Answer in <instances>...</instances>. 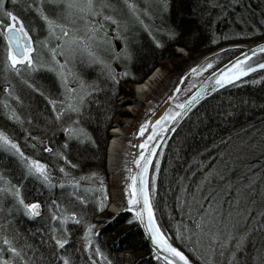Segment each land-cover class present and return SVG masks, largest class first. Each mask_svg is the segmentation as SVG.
I'll return each mask as SVG.
<instances>
[{"label": "trees", "instance_id": "trees-1", "mask_svg": "<svg viewBox=\"0 0 264 264\" xmlns=\"http://www.w3.org/2000/svg\"><path fill=\"white\" fill-rule=\"evenodd\" d=\"M19 1L4 0L3 8L0 9V133L18 145V149L12 148L0 138V264H4L5 261L9 264H64L65 258L68 264H123L124 253L128 250L134 254L130 264H167L161 259L151 262V257L155 253L148 248L136 225L130 228L119 225V228L112 230L114 232L112 234L95 235V228L100 221L97 222V219L99 217L105 219L109 201L108 193L103 190L107 179L105 160L108 132L114 118L126 116L120 112L117 98L131 96L135 83L141 82L160 63L166 62V67L170 69L169 74L174 72L178 75L179 70H187L203 54L231 41L233 43L240 41L214 38L213 17L209 13L210 8L213 10L210 0H177L175 5L170 6V11L165 12L163 19L170 16L176 18L173 17L172 24L167 25L166 30H158L160 31L158 35L165 44L162 48L154 47L149 41H145L147 38L141 40L143 42L139 44V40L130 42L128 39V45L125 42L131 55L134 56V60L129 64L131 74L126 75L124 70L119 74L115 72L107 75L103 71L104 74L96 80L85 82L89 77L86 75L87 71L83 65L73 64L74 71H69V75L75 74L77 80H82L96 89L89 87L88 92L91 95L88 94L85 103L81 104L82 112L74 113L68 109L66 102L70 93L71 95L75 93L69 92L70 83L64 81L62 76H55L54 72L42 66L44 55L40 54L41 47L37 46L33 53L34 69H29L30 66L26 68V65H18L17 72L10 65L8 45L4 37L6 25L10 21L4 15V11H12L22 19L25 26H28L29 21L33 29L29 28L28 32L33 42L37 44L41 39L48 37L44 16L53 19L49 15L51 10L49 14L46 10L42 13L43 8L40 6L43 0H21L26 1L25 8L31 6L36 8L35 14L29 11L24 13L20 9L23 5L18 4ZM186 7L194 11V16H187L188 11L184 9ZM261 12L264 15V8L258 9V14ZM185 14L186 18L181 19L180 15ZM31 17L37 18L39 30H35L36 22L35 20L32 22ZM242 19L247 25L259 27L258 33L248 36L250 43L264 38V21L259 23L254 17L244 16ZM156 20L157 24L160 23L158 19ZM55 41L56 39L52 40L54 44ZM144 42L148 44L144 45ZM179 47L187 53L179 54L177 52ZM232 55V51H227L217 57H220V63H223ZM63 73L69 78L65 70ZM73 80L75 81L74 77ZM91 91L93 92L90 93ZM52 101L56 102L55 108ZM61 108H64V111L57 118L56 113ZM245 118L249 120L245 122L243 120ZM77 119L78 126L86 130L87 138H70L64 132V128ZM250 120L254 121V126L247 124ZM75 126L77 125H73ZM180 141L182 143H179ZM175 142L177 145L173 148L172 144ZM240 149L242 161L238 159ZM162 152L167 160L164 161L161 157L157 159L154 164L156 167L154 174L159 179V175L164 173L165 169L170 170L165 178L170 183H175L177 187H168L167 191L161 190L158 187L161 186L159 182H162V179L160 181L155 179L159 186L154 188L151 184L152 203L157 217H161L159 220L161 227L172 232V242L197 263L264 264L262 214L251 218L255 224L250 227L254 231L251 230L244 235L246 243L242 245L243 247L237 246L239 240L236 244H232L239 248L236 249L239 256L227 263L221 261L219 253L212 252L209 257L197 247L195 251H190V246L184 245L182 238L177 236L178 232L175 231L174 225L176 217H184L185 220L187 211L189 217L194 220L192 207L200 206L194 205L193 202L190 204L186 192L191 193L192 197L197 196L195 190L197 181L204 178L206 170L203 169L209 165L207 163H210L209 160L213 157L215 158L212 161L217 163L225 160L224 167L218 164L217 171L206 173L207 181L226 179L229 183L232 182L230 177L233 175L238 179L244 177L241 173L229 170L233 165L241 170L243 164L248 167L247 170L245 169V174L256 178L251 183V188L254 190L248 189L246 194L241 193V197L246 196L248 203H252L248 210L254 215L256 213L253 210L262 207V204L253 207V203H257L260 199L257 198V193L262 190H258V183H261L264 189V182H261L264 181V71L254 74L241 84L227 88L205 102L203 106L197 107L183 126L169 136ZM20 153H23V156ZM28 158L38 160L47 166L45 172L51 185L45 183L38 174L28 172L27 166L31 163ZM203 162L207 165H201ZM254 164H257V168ZM225 171L227 175L223 177L222 173ZM241 172L244 173L242 170ZM194 174H197L199 180L195 179ZM73 178L78 181V185L70 183ZM253 183H256V186ZM67 186L73 187L77 195H83L86 203L73 196V190L66 189ZM15 189H19L25 203L38 201L42 206L41 215L29 216L28 210H25L23 204L13 195ZM175 190L178 194L170 192ZM222 193L221 203L218 206L225 205V208L222 207L225 209L223 212L231 211L227 205L236 204L237 201L234 196L228 198L224 191ZM169 196L174 198L171 200ZM54 204L60 207H55ZM163 208L168 214L163 212L165 210ZM73 212L76 213V218L71 217ZM53 214L56 215L55 220L52 219ZM60 217L66 218L61 221ZM89 225L93 227L89 228ZM258 230L260 233H256ZM61 238L67 240L62 247L55 243L56 239ZM5 240L8 241L7 244ZM249 242L255 246L252 244L251 248L245 247ZM12 248H16L17 252L13 253ZM245 249L247 254L243 255V261H240ZM251 252L254 261L244 259L248 255L250 257Z\"/></svg>", "mask_w": 264, "mask_h": 264}, {"label": "rangeland", "instance_id": "rangeland-1", "mask_svg": "<svg viewBox=\"0 0 264 264\" xmlns=\"http://www.w3.org/2000/svg\"><path fill=\"white\" fill-rule=\"evenodd\" d=\"M43 1L44 2H42V5L40 6L41 8H43L42 13H45V10H46L47 13L49 14L51 10L49 15L53 17L52 20L54 21L55 26L58 28L60 32L59 35L61 36V38L59 39L52 38L51 37L52 31L51 29H48V23L46 21L44 22L45 29L48 30V37L45 38L47 42L45 43H48V45L41 46L40 54L50 58V62L48 63V65L45 66V69H47L50 72H53V70H56L58 67L62 65L63 71L65 70L67 74L69 75V71L71 72L74 71L72 69L73 64L79 63L83 65L84 69L87 71L86 75L89 76L87 81L85 82H92L90 80H96L99 76H102L104 72L107 73V75H110L115 72H118L119 74L121 71L126 70L125 71V73H127L126 75L131 74L129 73V64L131 63V61H133L131 58L134 56L129 55L128 48L126 47L125 42L128 45V42H127L128 38L130 42H132L135 40L136 41L139 40L141 37H147V35L148 36L152 35L154 37V33L155 34L158 32L160 33V31H158L159 23L157 24V20H156L158 18H155V15H161V13H159V11L155 12L154 8L156 7L157 4L162 5L165 8V11H164L165 13L166 11H170V6L175 5L176 4L175 2L177 0H93V10L92 11H81L79 7H72V8L68 7L69 3L84 4L86 0H43ZM215 1H216V3L214 4L215 6L212 5L213 10L210 8L209 13L212 14V17H213L212 34L213 36H216V40L223 39L225 41H231L232 39H236L237 41H240L238 43H241V42H245V40H248L250 38L248 36H252L255 33L259 32V27H253L252 25H247V23H245V21L241 19V9L244 7H247V9H251V5H255V4L257 5L258 9H262L264 8V0H256L257 2L255 0H245V1L244 0H215ZM25 2L26 1H21V0L18 2V4L22 3L23 5L20 9L23 10L24 13H28L29 11V13L32 12L35 14L36 8H33L32 6L29 8H25L27 6ZM227 4L235 5V8L233 7L231 8V10H229L228 8L230 7L227 6ZM230 11L232 12L230 13ZM93 12L95 14H93ZM109 17L111 19H109ZM96 18H98V22L95 24L96 26L85 27L86 24L94 23L95 22L94 19ZM31 19H32V22H34L33 20L36 21L34 17H31L30 20ZM20 21H22V19H20ZM141 21H145V25L148 24L147 22H149V24H152L154 21L155 22L154 27L152 28L153 32L146 30L147 31V34H146L142 32V29L134 33L129 31L130 28L136 27L138 23H140ZM241 21H243L244 23ZM37 23L38 21L36 22V25L34 24V26H36L35 28L36 31L40 29L38 28ZM27 24L28 26H25L24 24V28L27 30L28 36H30L31 38L29 42L32 43V51L29 53V55L31 56L33 60V56H32L34 52L33 38L28 32V29L32 28L31 26L32 24L30 25L29 21ZM220 30L223 31V34L220 32ZM65 32L67 33L66 35H65ZM54 39H56L55 41L56 44L52 42V40ZM5 40L7 41L6 38ZM230 43L232 44V41L229 42L228 44H225L224 45L225 47L218 46L216 49L209 52V54L211 53V55L209 56L208 61L210 59H214V60L209 61V62L203 60L202 62L204 64L202 65V67H200V69L198 66H196L198 67V69L195 68L194 72H190V75H191L190 81L187 82L185 86H183L184 87L183 89H180V86H179V89H177L174 99H176V97L177 98L180 97L186 91L191 90L196 85H198L204 78H206V75L214 69L215 65L216 64L218 65V63H220V57L218 58L217 56L227 51L233 50L232 45H230ZM238 43H235L237 44L236 46H241ZM222 48L224 49L220 51V49ZM236 48H239V47H236ZM177 52H179V54L182 55L184 53V50L179 48L177 49ZM197 62L195 64H197ZM209 63L211 64L210 67L208 66ZM24 64H27V62L25 61ZM18 65L20 64L18 63L17 66ZM68 67H70L71 69H69ZM66 68L68 70H66ZM109 68H111L112 70L111 72L109 71ZM63 71L61 72V76L63 75L65 77V74L63 73ZM156 72H157L158 77L153 83L152 90L146 95L145 98H141L138 95L137 93L138 85L137 86L134 85L133 94H131V96H119L123 98H121L120 100V105H119V101L117 105L120 106L122 109H125L126 111H128L130 114L135 115L131 118H128L130 116H127V115L124 116L126 119H130V120L124 121L123 124H121V121L126 120V119L121 116H118L114 118L116 119V121L114 122L113 125H111V128H113L120 124L119 127L123 130V133H124V138H123L124 145H126V142L131 143L130 141L131 137L135 135L134 133L135 131H137L139 126L144 123V121L142 120L144 118L143 116L146 115L148 117L151 114H154L155 112H157L165 103L162 100L164 96L166 100L169 92L173 93L177 87V86L176 87L172 86V83L170 81L167 82L164 79L165 73H163V71L158 70ZM257 72L258 71H256L255 73ZM168 76H171V75L169 74ZM73 77L75 81L73 80ZM64 81L70 83L69 84L71 86L70 89L75 88L76 85L79 83V80H77V78L75 77V74L74 76L69 75V78L64 79ZM244 81H246V79H242L236 82L234 85H230V87L241 84ZM85 84L89 85L88 83H85ZM93 87H90V88H93ZM93 89L96 90L95 88ZM77 91L79 93L78 95H76L77 99L75 101H78L79 103V96L82 95L83 93L78 88H77ZM92 92L93 91H91L90 93ZM86 98H87V95L84 96L83 103H85ZM68 100H69V97H68ZM69 101H73V100H69ZM178 101H180V99H176L177 104H178ZM253 122H254L253 120H250V122L247 124H251L254 126ZM137 124H139V126L136 128ZM251 125H249V127H251ZM174 131L175 129L167 136V139ZM108 137H110V132H109ZM108 151H109V148L107 150L106 159H108V156H109ZM131 152H132V147L129 146L127 150L123 151L121 155L122 157L123 156L125 157L122 159L124 164L122 167H120L122 177L124 173L126 174L128 171V166L130 165L129 157H130ZM233 155H235V153H233ZM242 160L243 158H241V161ZM249 166L251 165L249 164ZM254 167L257 168V164H254ZM247 168L248 167L241 164L240 169L244 171V173H242L241 170H239L238 166L236 167L235 165H233L231 168H229L231 172L235 171L238 174L241 173V176L242 175L244 176V177H240L239 179L238 178H234V180L232 179L233 183L231 184L228 183L227 180L223 178L224 179L223 181H225V184L229 186L228 190L231 188H236V190H234V194L236 195L234 196V198L237 202L240 201V198L238 196H241V193L246 194L248 189H253L251 188V183L253 180H255L256 177L253 175L251 176V175L245 174L246 173L245 169L247 170ZM227 171H225V173L224 172L222 173L223 177L227 175ZM106 173L108 177V182L104 184L105 189L103 188V190L105 191V193L106 192L108 193L109 201L111 203L114 200V197H112L113 192L121 190V188L124 189V184L123 185L120 184L122 183L121 179H120L121 182L114 181V178H113L114 176L110 174V171L108 170V166L106 167ZM261 182H264V181L262 180ZM253 184L256 185V183H253ZM258 185H261V183H258ZM123 191L125 193L127 192V190L125 189ZM225 194L228 197L230 196V198L233 197L230 192L225 193ZM205 198H207V195ZM201 202L202 204H204L206 201L203 199L201 200ZM126 203H127V200H123L121 202L117 201L116 205L122 206V205H126ZM236 204L227 205V207L231 209V211L225 212L228 218L223 219L220 217H215L213 218V220L211 219L212 213L208 211L211 209L210 206L208 204H207L208 206L207 205L200 206L203 209L204 213H206V211L207 213H210L209 218L206 220V224L208 222L209 225L211 226L213 235L210 236L211 233L209 235L206 234L207 238L213 237L214 241H217L216 236L219 237L218 235L219 233L215 232V229L220 223L222 225L219 228H225L229 230L230 227L231 228L235 227L234 224L238 223V221L233 218L234 212L236 210ZM220 207L225 208V205L220 206ZM108 210L109 211H106L105 213V216H104L105 219H102L101 217L97 219V222L98 220L100 221L99 223H97V226L95 229V235H98V232H99L98 228L99 230L102 229L103 231L109 230L110 233L112 234L114 233L112 232V230L119 228V225L123 227H128V228L135 226L136 222L133 221L134 220L132 217L133 213L121 212L119 214L117 213L114 214L110 210V208ZM41 211H42V206L39 209V215H41ZM253 211L256 213V215H254L250 211L249 215H246L248 219L258 216L259 214H262L264 216V205H262V207L254 209ZM189 216L190 214L187 211L185 215V220H183L184 217L182 218L176 217L174 219L176 224L174 225L176 227L175 231L178 232L177 235H179V237L182 238L183 244L190 246L189 250L193 252L196 250V247H197L196 244L201 245V242L200 240L198 241V239L201 238L200 234L202 232L200 231V228H201L199 227L200 225H197V223L193 222V220ZM241 218H244V217L241 215ZM235 221H237V223ZM185 222H190L191 224H193V230H189L188 228L183 226V223ZM258 232L259 230L256 231V233ZM196 234H199V236ZM237 234L239 235V233ZM230 236L234 237L233 235H230ZM229 242H231V240ZM236 242H238V240H235L231 243L236 244ZM252 242H249L248 245H245V247L249 246L251 248L253 244ZM212 252H215L214 246L209 244L207 256L210 257ZM129 253H131L129 250L124 253V257H126V260H124L123 264L131 263V259H130L131 257ZM183 253H186V252L183 251ZM246 254H247V251L245 249V252L241 254V260L240 259L239 260L243 261L242 256ZM250 254H251L250 257L248 255L244 259H247V261H250V260L254 261L253 252H251ZM160 259L162 260V258ZM157 260L158 258L155 255L151 257V262H155ZM202 263L203 262H200L197 264H202Z\"/></svg>", "mask_w": 264, "mask_h": 264}, {"label": "bare ground", "instance_id": "bare-ground-1", "mask_svg": "<svg viewBox=\"0 0 264 264\" xmlns=\"http://www.w3.org/2000/svg\"><path fill=\"white\" fill-rule=\"evenodd\" d=\"M245 1V0H244ZM230 2V1H228ZM210 3L211 5L215 6L214 4L216 3L215 0H210ZM232 3V2H230ZM140 4V3H139ZM227 6L231 8H235V5H232V4H227ZM184 9H187L188 13H187V16H194V11H192V9H189V8H184ZM154 11L157 12L159 11V13H161V15H155V18L157 17L158 20L160 21V23L158 24V28L161 29V30H166L165 27H167V25H171L172 24V19H174L173 17L175 16H170L168 18H166L165 20L163 19L164 18V11H165V8L162 6V5H159L157 4L156 7L154 8ZM232 12V11H231ZM246 14H244V13ZM230 14V13H229ZM231 15V14H230ZM37 16V15H35ZM161 16V17H160ZM242 16L246 17V18H249V17H254L257 19V21L259 23H263L264 21V15L263 13L261 12L260 14H258V8H257V5H251V9H247V7H244L241 9V19H242ZM49 18V17H48ZM176 18V17H175ZM180 18L181 19H185L186 18V14L185 15H180ZM191 18V17H189ZM37 19V18H36ZM52 20V18H49ZM44 21H46L44 19ZM94 23H89V24H86L85 27H93V26H96L95 24L98 22V18L94 19ZM205 21V20H204ZM36 22V21H35ZM47 22V21H46ZM149 24V22H147ZM154 21L152 24H147L145 25V21H141L140 23H138V25L134 28H130L129 31L134 33L140 29H142V32L143 33H146L147 34V31H152L153 32V27H154ZM201 23V22H200ZM38 27H40V25H38ZM51 37L52 38H56V39H59L61 38V36L59 35L60 32L58 30V28L56 26H53L51 28ZM220 32L223 34V31L220 30ZM126 34V32H125ZM31 35V34H30ZM156 36V38H155ZM144 38H147V40L145 41H149L154 47H157V48H162L165 44H164V41L162 40L161 37H159L158 33H154V37L152 35H147V37H141L138 41V44L139 43H142ZM214 38H216V36H214ZM129 39V38H128ZM47 42L46 39H41L40 42L37 44V43H34L33 42V47H34V52H35V49L37 48V46L41 47V46H47L48 43H45ZM7 45H8V42L6 41ZM28 43L31 44V47H32V43L28 41ZM146 42H144V45H145ZM148 43H146L147 45ZM239 45H241V48H233L232 52H233V55L231 56V58H229V60H227L226 62H223V63H218V65L216 64L214 69L209 72L207 75H206V78H204L198 85H196L194 88H192L191 90L189 91H186L184 94H182L180 97H176V99H180V101H178V104L176 103V99H174V96H173V93H170L168 94L166 100H165V96L164 98L162 99L165 103L164 105L166 104H169L167 103V101L169 99H171V109L174 113L177 112L179 106L181 104H184V106H190L193 110L192 112L197 109V107L199 106H203V104L207 101H209L211 98H213L214 96L220 94L221 92L227 90V88H229L230 86H227V87H223V88H217V86H212V87H208L207 89H203L201 87V85L203 84V82L207 79H213V75L218 73L220 74L222 72V70L227 66V64L229 63L230 65H233V61H239V59L242 58V56H249L250 59H248L245 64L246 65H252L254 63H260V61H264V54L261 55V48L264 47V38L262 39H259L258 42H254V43H250L249 40H245V42H241V43H238ZM225 45V44H224ZM224 45H222V47H225ZM230 45H234L236 46L237 44L233 43L232 44L230 43ZM178 47V46H177ZM182 49V47H179ZM178 48V49H179ZM259 50V51H256ZM33 52V53H34ZM128 53L129 55L131 56V52L128 50ZM186 50H184V53L183 54H186ZM252 53H256V54H252ZM211 54V53H210ZM209 52L208 53H205L202 55V57L198 60L197 64H193L191 65L189 68H187V70H183V71H178V75H176V73L174 72H171V76H168L169 75V67H166L167 66V63L166 62H163V63H160V65H158L154 70L150 71L149 72V75L147 77H144L142 79L141 82H137L135 83V86H137V93L138 95L141 97V98H145L146 95L152 90L153 88V83L155 82L156 78L158 77L157 76V72L158 70H161L163 71L164 74V79L168 82L170 81L172 83V86L176 87L177 85L180 84V89H183L185 86V84L187 82L190 81L191 79V75H190V72H193L192 69H200V67H202V65L204 64L202 61L205 60L207 62L208 61V58H209ZM33 56V55H32ZM132 60H134V57L131 58ZM50 62V58L47 57V56H44V59L42 60V66H46L48 65V63ZM180 62V61H179ZM26 65V68H28L29 66V69H34L33 65H34V57H33V65H28V64H23L21 66H24ZM97 66V65H95ZM94 66V67H95ZM198 66V67H196ZM69 69H71L70 67H68ZM246 69V68H245ZM66 70H68L66 68ZM63 71V68L60 66L58 67L56 70H53V72L55 73V76H61V72ZM167 71V72H165ZM262 70H259L258 72H261ZM264 71V69H263ZM257 72V73H258ZM256 74V73H255ZM254 74H251L249 76H247L246 78L244 79H248L250 78L251 76H253ZM178 76V77H177ZM234 85V84H232ZM71 87V86H69ZM75 94H73L72 96H76L78 95V91L76 90L74 92ZM68 95V93H67ZM71 95V93H70ZM203 95V99H201V96ZM121 98L123 97H118L117 98V101H119V105H120V100ZM174 99V100H173ZM239 101V99H238ZM66 103H72V104H76L78 103V101H69L67 99V102ZM120 107V106H119ZM196 107V108H195ZM121 109V113H124L126 114L127 116H130L128 118H131L133 116H135L134 114H130L128 111H126L125 109ZM170 110H168V112L163 116V119L161 120L164 124L168 125L171 123L172 119H169V117H172L174 116V113L171 112ZM156 113V112H155ZM154 113V114H155ZM184 114V112H181ZM180 113V114H181ZM154 114H151L150 116H143L144 118L142 119L144 121V123L142 125L139 126V124H137L136 128L139 126V128L137 129V131H135V135H133L131 137V143L130 142H126V145L123 144L124 142V133H123V130L118 126H115L113 128H110L109 129V132H110V137H108V146H107V150L109 148V151H108V159H106L105 163H106V167L108 166V170L110 171V174L113 175L114 177V181L115 182H119L120 179L122 181V183H120L121 185L124 184V189L127 190V192L125 193L121 188V190H118L116 192H113V195L112 197H114V200L110 203V201H108L107 203V206H106V211H109L108 209L110 208V210L115 214H119L121 212H130V213H133L132 214V217H133V221L136 222V226L138 227V229L140 230V232L142 233V236H143V240L145 241V243L147 244L148 248L154 252V250L152 249V247L148 244L150 241L148 239V237L144 234L143 232V229H142V226L139 224V219H138V216H137V213H138V208H139V203H136V204H129L128 203V199H129V196L131 195V192H132V189L130 188V185H131V175H132V172H133V168L135 166L136 161L138 160V158L140 157L143 161V158L140 156V154L142 153L139 149L141 146H136L137 145V142H138V137L140 138V145H145L147 142L155 133V129H153L152 131H146L147 128V123H149V120L151 118H153ZM190 116V114H188V116H186V119L181 123L179 124L177 127H175L174 129L177 130L179 128H181V126H183V124L185 123V121H187L188 117ZM205 116H207L205 114ZM121 117L125 118L124 116L121 115ZM210 118V117H209ZM252 118V116H251ZM126 119V118H125ZM127 120H130V119H126V120H122L121 121V124H123L124 121H127ZM246 121H248L249 119L248 118H245L243 119ZM116 121V119L113 120L112 122V125L114 124V122ZM173 123V122H172ZM136 125V124H134ZM141 126H143V132L139 135V131L141 130ZM146 129V130H145ZM109 132H108V136H109ZM163 135L161 134H157V136L154 138L153 141H151V143H148L147 144V149H146V152L144 153V156H150L151 159L149 161V164L150 167H149V172H148V189H149V195H150V201L152 200V196H153V193H152V188H151V184L152 186L155 188L158 187L159 185L157 181H160L162 179V182H159L160 183V187H158L159 189L161 190H166L168 189V187H177L175 183H170L169 180L165 178V176L169 174V171L168 169H165L162 173L160 174V178L158 179L157 178V175L154 174V164L155 162L157 161V159L159 160V158L161 157V159H163L164 161L167 160L164 152H162L163 148L165 147V144H166V141H167V134L163 133ZM218 135V134H217ZM216 135V136H217ZM162 140V142H158L159 140ZM144 143V144H143ZM179 143H182L181 141ZM176 142L174 144H172L173 148L174 146H176ZM132 147V152L130 153V165L128 166V171L127 173L123 175V177L121 176V171H120V167L123 166V158H125L124 156L122 157V153L123 151H126L128 147ZM143 148V147H141ZM149 149H155L154 151H149ZM215 157L212 158V160L214 159ZM238 159H241V149H240V153L238 155ZM140 160V159H139ZM209 160V159H208ZM212 160H209L210 163H207L209 164L207 167H205L203 170H206L205 173H204V178H202L201 180H199L197 177V174H194L195 175V179L196 180H199L197 181V187H196V193H197V196L195 197H192L191 196V193L189 192H186V196L187 198L189 199V203L196 205V206H204V205H209L210 206V211L212 213V220L213 218L215 217H220V218H223V219H226L228 218L226 213L223 212L225 209H220V207L218 206L219 203H221V198L223 196V193L222 191H224L225 193L227 192H230L232 194V196H236L234 194V190H236V188H231L228 190V185L224 183V181H207L208 179V175L206 176V173H210L211 171H217V167H218V164L222 167H224L223 163L225 162V160H221L219 163H217L216 161H212ZM135 163V164H134ZM134 164V165H133ZM205 164V162L201 163V165L205 166L207 165ZM200 173V172H199ZM202 175V174H201ZM200 175V177H201ZM240 177V176H239ZM236 178V175H233L230 177V179H233ZM155 179L157 180L155 182ZM165 180L167 181V184L165 182ZM206 180V181H205ZM120 181V182H121ZM106 182H108V177L106 179ZM230 184L233 183V182H229ZM108 185V183H107ZM256 186V185H255ZM259 189L262 190L260 192H256L257 193V198L259 197V201L256 203L254 202L253 203V207H257L259 205H264V189L261 186H259ZM66 189H71L73 191H75V189L71 186H67ZM171 193L173 194H178L175 191H170ZM172 194V195H173ZM207 195V198H205ZM228 197V196H227ZM240 198V201L237 202L236 204V210L234 212V215H233V218L235 220L238 221H235L237 224H234V228H231L228 230V229H225V228H219L222 224H218L217 228L215 229V232H218L219 234V237L216 236V240L217 241H214L213 237H209L207 238L206 234H210V236L213 235V231H212V228L211 226L209 225V223L207 222L206 224V220L209 218V215L210 213H204L203 209L201 207H192V215H193V218L196 219V220H193V222L197 223V225H200L199 227L200 228V231L202 232L200 234L201 238L198 239V241L200 240L201 242V245L200 244H196L197 248H200L202 250L203 253H205L206 255L208 254V247H209V244L214 246V251L215 253H219L221 255V261L223 262H229L231 259L233 258H237L239 255H238V252H236V249L238 248L237 246H241V248L243 247L242 245L245 242V239L244 238V235L247 234V233H250L251 230H253V228H251L250 226L254 225L255 223L251 221V219L247 218L246 215H249L250 213V210L249 207L252 205V203H248V199L246 198H243L241 196H238ZM169 198L172 200V198L174 197H171L169 196ZM230 198V196L228 197ZM205 200L206 204H202L201 200ZM123 200H127V203L126 205H122V206H117V201L121 202ZM151 203V206H152V209H153V220H154V223L155 225L159 228V233H160V236L164 239V240H167L169 241V243L175 247L176 249H178L179 251H181L183 253V249H181L179 246H177L175 243L172 242V236H171V233L169 230H164L160 223H159V220L161 219V217H157V213H156V209L152 203V201L150 202ZM159 204H164V202H158ZM260 203V204H258ZM41 205V204H40ZM207 205V206H208ZM167 206V205H166ZM219 207V208H218ZM165 209V208H163ZM161 209V210H163ZM244 210H248V211H244ZM166 212V214H168L167 210H163V212ZM163 214V213H162ZM241 215L244 217V218H241ZM38 216V215H36ZM159 218V219H158ZM253 219V217H252ZM257 220V218H255ZM163 220V219H162ZM255 221V220H254ZM138 222V223H137ZM145 223L147 224L148 223V220H147V215H146V219H145ZM183 226H185L186 228H188L189 230H193V224H191L190 222H185L183 223ZM96 229V228H95ZM147 230H149L150 232V236H152V232L150 231L149 228H147ZM98 234H101V235H104V234H107V233H110L109 230H99L98 228ZM236 231V232H234ZM239 233V235L237 234ZM199 236V234H196ZM228 235V236H227ZM230 235H233L234 237L230 236ZM179 236V235H177ZM237 238V239H235ZM219 240V241H218ZM231 240V242L235 241V240H239L238 242V245L234 247V245H232L233 243L229 242ZM225 241H227V243H225ZM208 242V243H207ZM239 249V248H238ZM201 252V253H202ZM236 252V253H234ZM155 253V252H154ZM161 254H164L166 255L165 253H169L167 250L166 252H163V251H160ZM202 253V254H203ZM130 254V257L132 258L134 256V254L131 252L129 253ZM172 254V253H171ZM185 254L191 261V264H197L196 261L191 258L190 255H188L187 253H183ZM155 256L160 259L159 255L157 253H155ZM167 256V255H166ZM204 256V255H203ZM205 257V256H204ZM130 258V259H131ZM178 259V257H176ZM124 260H126V257H124ZM163 260V259H162ZM180 260V258H179ZM164 262L166 263V261L164 260ZM180 262H182V260H180Z\"/></svg>", "mask_w": 264, "mask_h": 264}, {"label": "snow or ice", "instance_id": "snow-or-ice-1", "mask_svg": "<svg viewBox=\"0 0 264 264\" xmlns=\"http://www.w3.org/2000/svg\"><path fill=\"white\" fill-rule=\"evenodd\" d=\"M4 5V0H0V9L3 8ZM69 8L72 7H79L81 11H92L93 10V0H86V2L84 4H75V3H69L68 4ZM93 14H95L93 12ZM4 15L9 19V23L6 25V30L4 31V37L7 39L8 42V59L10 61V65L11 67L15 70V71H19V68L17 67V64L19 63L20 65H23L24 62L26 61L28 65H33V60L31 58V56L29 55V53L32 51V47L31 44L28 43V41H30V36H28L27 30L24 28V24L22 21H20V18L18 16H16L12 11H8L5 10L4 11ZM44 19L48 22V26L51 29L54 21L49 19L48 16H44ZM109 19H111L109 17ZM67 33L65 32V35ZM237 63H239V61H237ZM209 67L211 66V64L209 63L208 65ZM258 67H264V64L261 65H257ZM62 67V65H61ZM248 71H251V67H248L247 69ZM109 71L111 72V68H109ZM192 71L194 72L195 69H192ZM243 74V70H241L238 74H233L232 76H229L227 74V72L220 74L219 76H215L214 74V78L216 79V85H220L221 83H228L230 79H234L236 75H242ZM62 79H66V77H64L62 75ZM67 87V85H66ZM89 85L85 84L84 81H79V83L76 85L75 88H71L69 89V92H75L78 89H80L82 91V95L79 96V103L76 104H72L69 103L68 104V109L71 112L74 113H80L81 112V104L83 103L84 100V96L88 95V91L87 89H89ZM77 97L76 96H72L69 95V100H76ZM53 104V107L55 108L56 102L52 101L51 102ZM63 103V102H61ZM64 111V108H61L60 111H58L56 113L57 118L60 117L61 112ZM17 119H19V117H16ZM169 119H173V117H169ZM73 125H77L75 127H73ZM64 132L68 135V137L70 138H76V139H83V138H87V133L86 130L80 126H78V119L77 120H73L68 127L64 128ZM141 132H143V126H141ZM0 138H3L4 141H6L7 145H11L12 148H16L18 149V145H16V143L10 139H8L6 136H4L3 133H0ZM151 139V138H150ZM147 143V142H146ZM145 145H141V147H145ZM49 151H51V149H48ZM155 149H149V151H154ZM21 156H23V153H20ZM62 155V154H60ZM140 156L143 158V163H141V160H137L136 163L137 165L143 169V172L140 173V185L137 188L136 187V176L132 177V184L130 185V188L132 189L131 195L129 196L128 199V203L129 204H136V203H142V207L140 209V212L137 213V216L139 217V219L141 220V222H144L145 216L144 213H147V220L148 223L145 225L147 228L150 229V231L152 232V237L153 239L161 244L162 246H164L168 251H170L173 256L175 257H179L180 260L184 261V264H188V260L187 257L184 256V254L179 251L178 249L172 247L170 244L167 243L166 240H164L159 233V228L155 225L154 220H153V209L150 203V198H149V189L147 187L146 184V177L144 175V173L147 172V167H148V163L151 159L150 156H144L143 153L140 154ZM31 163L27 166V170L29 173L32 174H38L40 176V178H42L44 180L45 183L51 185V181L48 178L47 173L45 172L46 169V165L42 164L40 161L38 160H31V158H28ZM64 159H67V157H64ZM69 163H71V161H69ZM63 171V169H61ZM93 175H95L93 173ZM71 184L74 185H78V181L75 180V178H73L70 181ZM13 195H15L17 197V199L19 200V202L21 204H23L25 210L27 211V214L29 216H33V215H39V209L41 207L40 203L38 201H33L31 203H25L22 199V197L20 196V192L19 189H15L13 191ZM73 196H76V198L80 201H83L86 203L85 198L83 195H77L76 191L72 192ZM55 207H60V205L58 204H54ZM71 217L72 218H76V213L73 212L71 213ZM66 217H60L61 221H63ZM52 219L55 220L56 219V215L53 214ZM78 222V221H77ZM92 225H89V228H92ZM5 243L7 244L8 241L5 240ZM55 243L62 247L64 244L67 243L66 239H56ZM225 243H227V241H225ZM11 251L13 253L17 252L16 248H12ZM98 251V249H97ZM169 257H165V260H168ZM4 264H9L8 261H5ZM64 264H68V260L67 258L64 259ZM172 264H176L175 260H172Z\"/></svg>", "mask_w": 264, "mask_h": 264}, {"label": "water", "instance_id": "water-1", "mask_svg": "<svg viewBox=\"0 0 264 264\" xmlns=\"http://www.w3.org/2000/svg\"><path fill=\"white\" fill-rule=\"evenodd\" d=\"M236 47H240L241 46H232V48H236ZM224 48L220 49L223 50ZM256 51H259L256 49ZM253 55L256 54V53H252ZM264 54V47L261 48V55ZM211 55V54H210ZM209 55V56H210ZM250 59L249 56L245 55V56H242L241 59H239V63H237V60L236 61H233V65H230L229 63L227 64V66L222 70V73H225L227 72V74L229 76H232L233 74H238L241 70H243V74L242 75H236L234 79H230L228 83H221L220 85H216V79L214 78V75L212 76L213 79H207L203 82V84L201 85V87L203 89H207L208 87H212V86H217V88H223V87H227V86H230L232 84H235L236 82L246 78L247 76L255 73L256 71H259V70H263L264 67H258L257 65H261V64H264V61H260V63H254L252 65H246L245 62ZM248 67H251V71H248ZM246 68V69H245ZM220 74L216 73L215 76H219ZM179 85H177L175 91L173 92V96L176 95V92H177V89H179ZM204 97L203 95L201 96V99L202 100ZM171 99H169L167 101V103L169 104H166V105H163L153 116V118H151L149 120V123H147V130L146 131H152L153 129H155L156 133L151 137V139H149L146 143V146L141 148L140 147V151L144 154L146 152V149H147V144L148 143H151V141L154 140V138L157 136V134H161L164 136L163 133L167 134L166 136H168L173 130L175 127H177L179 124H181L185 119H186V116H188V114L191 113V111L193 110L190 106H184V104H181L177 110V112H173L171 109ZM168 110H170L171 112L174 113V116L171 123L166 125L164 124L161 120L163 119V116L168 112ZM181 112H184L181 113ZM181 113V114H180ZM173 122V123H172ZM141 130L139 131V135L141 134ZM158 142H162V140L160 139ZM144 144V143H143ZM137 147L138 146H141L140 145V138L138 137V142H137ZM141 160V163H143L142 159L139 157L138 160ZM135 164V163H134ZM133 164V165H134ZM151 164L148 163V167H147V172L144 173L145 177H146V184H147V187L149 186L148 185V172H149V167H150ZM143 172V169H141L137 164H135L134 168H133V172H132V175H131V184H132V177L133 176H136V187L138 188L139 185H140V180H141V177H140V173ZM149 198H150V195H149ZM151 202V201H150ZM142 207V203H139V208H138V212H140V209ZM146 215L147 213L145 212L144 213V216H145V219H146ZM139 219V217H138ZM145 219H144V222L142 223L141 220L139 219V224L142 226V229H143V232L144 234L148 237L149 239V245L152 247V249L154 250L155 253H157L159 255L160 258H162L163 260H165V257L167 255V257H169L168 260H165L167 263L169 264H172V260H175L176 261V264H184V261L180 262L179 260V257L178 259L173 256V254H171L170 251H168L164 246H162L161 244L157 243L152 236H150V232L149 230H147V227L145 226L146 223H145ZM167 241V240H166ZM168 244L169 241H167ZM171 245V244H170ZM172 246V245H171ZM173 247V246H172ZM175 248V247H174ZM166 250L169 252L168 254L165 253L166 255L164 254H161L160 251H163V252H166ZM184 256H186L184 254ZM187 257V256H186ZM187 260H188V264H191V261L190 259L187 257Z\"/></svg>", "mask_w": 264, "mask_h": 264}]
</instances>
